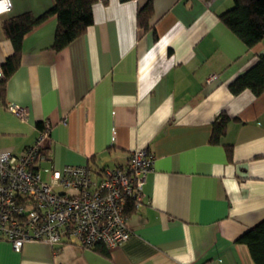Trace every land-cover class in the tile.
<instances>
[{"label":"crops","instance_id":"1","mask_svg":"<svg viewBox=\"0 0 264 264\" xmlns=\"http://www.w3.org/2000/svg\"><path fill=\"white\" fill-rule=\"evenodd\" d=\"M105 1V3H104ZM151 1V30L136 12ZM2 21L48 11L53 0H10ZM231 0H99L93 23L61 51L55 16L28 32L20 65L0 103V154H19L47 123L41 166L122 167L142 149L154 156L142 200L121 246L0 240V264H254L237 239L264 219V94L232 95L264 42L246 47L219 21ZM13 47L0 25V62ZM215 76L213 81L207 82ZM9 107L25 109L22 120ZM229 118L218 144L212 124ZM226 147L232 149L229 158Z\"/></svg>","mask_w":264,"mask_h":264},{"label":"built area","instance_id":"2","mask_svg":"<svg viewBox=\"0 0 264 264\" xmlns=\"http://www.w3.org/2000/svg\"><path fill=\"white\" fill-rule=\"evenodd\" d=\"M11 9L10 0H0V19ZM214 79L211 76L207 82ZM9 110L22 120L26 116L23 108ZM49 131L44 123L31 147L19 154H0V240L16 254L27 243L55 246L76 241L88 249L123 245L130 238L126 203L131 200L136 207L141 203L153 154L135 151L125 166L98 171L88 166L43 169L49 160L44 152Z\"/></svg>","mask_w":264,"mask_h":264},{"label":"trees","instance_id":"3","mask_svg":"<svg viewBox=\"0 0 264 264\" xmlns=\"http://www.w3.org/2000/svg\"><path fill=\"white\" fill-rule=\"evenodd\" d=\"M99 0H53L52 7L41 14L33 16L29 13L15 18L0 19L2 34L9 40L13 53L2 63L3 78L0 80V103H4L6 83L20 65L21 47L24 36L51 16L56 18V29L52 48L58 52L66 48L74 40L84 35L93 23L92 10ZM134 0H119L121 3ZM105 3V1H104ZM153 14L151 1L146 2L136 12V25L142 32L150 31V19ZM219 21L246 47L252 49L264 42V0H231V7L222 12ZM232 95L249 91L254 96L264 94V52L258 53L255 62L241 72L228 84ZM229 122V118L221 113L212 124L210 142L218 144ZM43 124V123H42ZM42 124L38 127L41 130ZM229 158L232 149L226 147ZM133 201H127L125 216L128 218L136 210ZM244 244L254 264H264V219L237 239ZM94 249L107 255L102 246Z\"/></svg>","mask_w":264,"mask_h":264},{"label":"rangeland","instance_id":"4","mask_svg":"<svg viewBox=\"0 0 264 264\" xmlns=\"http://www.w3.org/2000/svg\"><path fill=\"white\" fill-rule=\"evenodd\" d=\"M42 168L44 169V168H47V167H44V165H43ZM42 179L43 180H47V176L45 174H42Z\"/></svg>","mask_w":264,"mask_h":264}]
</instances>
